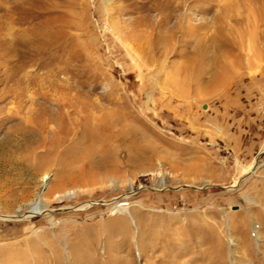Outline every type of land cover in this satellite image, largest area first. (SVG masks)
I'll return each mask as SVG.
<instances>
[{
	"label": "rangeland",
	"instance_id": "374dc122",
	"mask_svg": "<svg viewBox=\"0 0 264 264\" xmlns=\"http://www.w3.org/2000/svg\"><path fill=\"white\" fill-rule=\"evenodd\" d=\"M261 1L0 0V264H264Z\"/></svg>",
	"mask_w": 264,
	"mask_h": 264
},
{
	"label": "bare ground",
	"instance_id": "6f19581e",
	"mask_svg": "<svg viewBox=\"0 0 264 264\" xmlns=\"http://www.w3.org/2000/svg\"><path fill=\"white\" fill-rule=\"evenodd\" d=\"M235 1V0H234ZM261 1V0H260ZM256 2V1H255ZM257 2H258V0H257ZM262 2V1H261ZM233 3V2H232ZM105 4V3H104ZM229 4H230V0H229ZM258 4H259V2H258ZM238 5V4H237ZM259 6V5H258ZM262 7H263V5H262ZM262 9V8H261ZM264 9V8H263ZM260 13V12H259ZM252 15V14H251ZM253 15H254V13H253ZM252 15V16H253ZM262 19H263V17H262ZM253 20H254V17H253ZM261 20V19H260ZM261 23H262V21H261ZM260 27V26H259ZM260 29V28H259ZM135 36V35H134ZM138 37V36H137ZM29 119V118H28ZM260 154H261V152H260ZM47 179V176H44L43 177V181L44 180H46ZM49 195H50V193H49ZM41 203V202H40ZM39 202H36L35 204H34V206H32L31 207V209H30V213L29 214H27L28 215V217L30 218V217H33V216H39V215H42V214H44V213H46L47 211L46 210H43L42 209V207H41V204H40Z\"/></svg>",
	"mask_w": 264,
	"mask_h": 264
},
{
	"label": "water",
	"instance_id": "95a60500",
	"mask_svg": "<svg viewBox=\"0 0 264 264\" xmlns=\"http://www.w3.org/2000/svg\"><path fill=\"white\" fill-rule=\"evenodd\" d=\"M262 153H263V152H262ZM262 153H261V154H262ZM259 157H260V155H258L257 159H258Z\"/></svg>",
	"mask_w": 264,
	"mask_h": 264
}]
</instances>
